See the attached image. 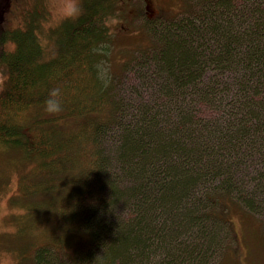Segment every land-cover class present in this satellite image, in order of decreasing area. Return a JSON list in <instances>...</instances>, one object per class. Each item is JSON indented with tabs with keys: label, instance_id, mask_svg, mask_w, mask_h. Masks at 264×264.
Masks as SVG:
<instances>
[{
	"label": "trees",
	"instance_id": "obj_1",
	"mask_svg": "<svg viewBox=\"0 0 264 264\" xmlns=\"http://www.w3.org/2000/svg\"><path fill=\"white\" fill-rule=\"evenodd\" d=\"M20 1L0 0V147L29 162L10 204L37 232L33 264H219L233 206L264 231V0L248 16L234 0H192L146 20L118 74L101 67L128 23L122 0H82L57 28L38 16L7 29ZM131 65L151 99L117 90Z\"/></svg>",
	"mask_w": 264,
	"mask_h": 264
},
{
	"label": "rangeland",
	"instance_id": "obj_2",
	"mask_svg": "<svg viewBox=\"0 0 264 264\" xmlns=\"http://www.w3.org/2000/svg\"><path fill=\"white\" fill-rule=\"evenodd\" d=\"M122 2L121 6H126L127 12L124 14L127 16L125 20L128 23L118 24L116 27L118 34L112 37L114 39H112L110 48L105 50L108 60L101 67L104 74L108 70L104 65L109 66L110 73L118 74L122 63L131 59L133 52L146 43L148 40L146 20H151L157 14H178L185 9L186 4H191L192 0H122ZM233 3H235L233 6L236 11H242L244 7L250 10L245 16L253 14L257 10L256 7L260 5L255 0L247 2L234 0ZM38 16L43 18L41 19L42 29L49 26L57 28L62 22L73 21L65 19L61 11L54 10L50 6V0H21L20 6H16L14 12L13 7H10L5 18V27L13 29L23 22L22 27L25 28L24 18L28 20L35 18L39 21ZM135 68L131 65L123 72V82L117 90L127 91L128 97H131V91L135 94H133L135 100L147 101L151 99L155 91L147 86L140 87L143 79L135 73ZM211 74L212 72L209 76ZM227 75L228 73L224 77L226 78ZM198 109L199 107L195 106L196 113ZM199 112L206 118H211L216 113L213 109H205L204 106L200 107ZM28 167L29 162L25 161L16 151H8L0 147V209L7 207L10 214L5 223L14 224L18 229L14 236L0 235V249L18 252L21 264H33L31 255L35 248L31 249V247H33L37 232L32 234L26 231L27 224L31 221L30 217L27 220L21 216L20 210L10 204V196L14 195L17 190L18 174ZM228 217L236 237L226 247L229 249L223 251L219 264H264V231L260 229L257 219L238 206L230 207Z\"/></svg>",
	"mask_w": 264,
	"mask_h": 264
},
{
	"label": "clouds",
	"instance_id": "obj_3",
	"mask_svg": "<svg viewBox=\"0 0 264 264\" xmlns=\"http://www.w3.org/2000/svg\"><path fill=\"white\" fill-rule=\"evenodd\" d=\"M50 6L54 10L61 11L64 14V18L69 20L79 18L84 11L81 0H50ZM16 47L14 43L11 45L8 49L10 55L15 54ZM9 80L10 76L7 73L6 66L0 67V92L5 90V86ZM61 97V89L53 88L49 90L44 102L45 111L50 115H56L63 111ZM9 214L7 207L0 209V235L14 236L18 231L14 224L5 223ZM0 264H21L19 253L8 249H0Z\"/></svg>",
	"mask_w": 264,
	"mask_h": 264
}]
</instances>
